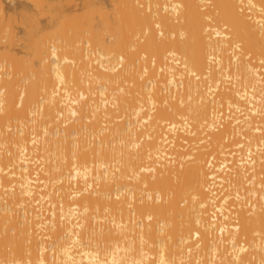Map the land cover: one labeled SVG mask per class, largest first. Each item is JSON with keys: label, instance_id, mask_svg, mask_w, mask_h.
I'll use <instances>...</instances> for the list:
<instances>
[{"label": "bare ground", "instance_id": "6f19581e", "mask_svg": "<svg viewBox=\"0 0 264 264\" xmlns=\"http://www.w3.org/2000/svg\"><path fill=\"white\" fill-rule=\"evenodd\" d=\"M109 2L0 0V264H264V0Z\"/></svg>", "mask_w": 264, "mask_h": 264}, {"label": "rangeland", "instance_id": "374dc122", "mask_svg": "<svg viewBox=\"0 0 264 264\" xmlns=\"http://www.w3.org/2000/svg\"><path fill=\"white\" fill-rule=\"evenodd\" d=\"M35 2L37 3V5ZM74 2L77 3L78 6H76L77 4H74ZM87 2H97L98 4L104 2L103 4L106 3L105 7H107V9H110L109 0H81V3L80 0H3V5L6 11L5 20L8 22V25L12 26L13 29H15L16 35L18 34L17 36H21L23 32V26L20 22L25 17L24 15L33 14L34 18L38 22L43 24L50 20L51 13H49V10L53 9V11H56L54 13L59 12L63 15H70L75 12L76 8H84L83 5H87ZM43 8L45 9V12L41 15L40 12L43 11ZM18 48L21 49V46L19 47V44L17 45L16 49L18 50Z\"/></svg>", "mask_w": 264, "mask_h": 264}]
</instances>
